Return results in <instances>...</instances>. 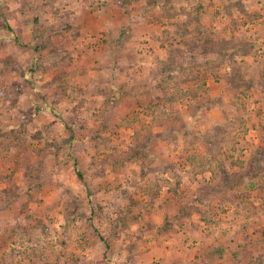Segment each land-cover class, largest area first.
<instances>
[{"label": "rangeland", "instance_id": "obj_1", "mask_svg": "<svg viewBox=\"0 0 264 264\" xmlns=\"http://www.w3.org/2000/svg\"><path fill=\"white\" fill-rule=\"evenodd\" d=\"M225 255L264 264V0H0V264Z\"/></svg>", "mask_w": 264, "mask_h": 264}, {"label": "trees", "instance_id": "obj_2", "mask_svg": "<svg viewBox=\"0 0 264 264\" xmlns=\"http://www.w3.org/2000/svg\"><path fill=\"white\" fill-rule=\"evenodd\" d=\"M175 13H176V12H175ZM225 43H226V42H224L223 44L226 45ZM194 64H195V63H192V64H190L189 66H194ZM181 70L183 71V68H181ZM184 70H185V69H184ZM165 90H167V89L165 88ZM187 92H188V91H187ZM187 92H186V93H187ZM260 163H261V162H260ZM258 167H259V166H258ZM254 168L256 169V166L253 165V163H252L251 171H253ZM251 171H250V174H251ZM77 172H78L79 177H80L82 180H84L82 172H81L79 169H77ZM225 181H226V182H224V186H221V187L225 189V188H228V187L230 186V188L232 189L234 186L239 185V184H242L245 180H244V178H241V177L239 176L238 179H237V182H235V183H234L231 179H229V178H226ZM253 183H254V182H252V184H253ZM86 186H87V183H86ZM219 187H220V186H218L217 189H215V190H220ZM225 190H228V189H225ZM88 191H89V189H88Z\"/></svg>", "mask_w": 264, "mask_h": 264}, {"label": "crops", "instance_id": "obj_3", "mask_svg": "<svg viewBox=\"0 0 264 264\" xmlns=\"http://www.w3.org/2000/svg\"><path fill=\"white\" fill-rule=\"evenodd\" d=\"M176 18H178V16ZM224 182H226V181H224ZM224 182H223V185L222 186H224ZM235 187L236 186H234V188ZM219 188H220V190H218L219 193L228 194V192H230V190H231L230 186L228 188H225V189H228V190H225L221 186ZM241 260L243 261V257L242 256H235V255H230V256L229 255H225L224 258H220V261L223 262L224 264H228V263H231V264H240V261Z\"/></svg>", "mask_w": 264, "mask_h": 264}]
</instances>
